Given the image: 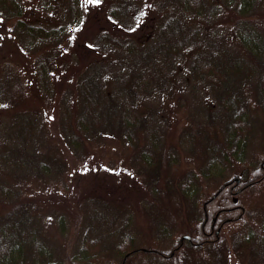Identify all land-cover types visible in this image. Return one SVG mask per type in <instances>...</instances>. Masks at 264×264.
Returning <instances> with one entry per match:
<instances>
[{"label":"rangeland","instance_id":"1","mask_svg":"<svg viewBox=\"0 0 264 264\" xmlns=\"http://www.w3.org/2000/svg\"><path fill=\"white\" fill-rule=\"evenodd\" d=\"M18 2L24 23L50 31L46 36L22 31L0 11V80L7 81L11 89L17 79L22 106L36 116L38 134L35 149L41 159L50 163L46 176L39 177L36 173L28 172L24 176L16 175L19 184L14 182L28 197L41 237L53 246L54 254L59 251L76 253L81 233L86 226L87 212L96 208L113 225L128 218L131 231L137 230L140 234L137 237L138 246L169 249L178 234L162 242L145 240L144 235L140 237L150 229L148 220H151L150 224L153 221L158 223L160 216L156 210L151 209L147 210L148 218L141 215L143 205L148 207L153 194L140 181L143 172L141 165L132 158L133 148L130 143L120 146V142L113 137H90L82 145L85 147L84 154L74 153L68 148L61 133L64 110L72 112L75 119L79 109L78 84L83 77L93 76L95 82L103 86L105 93H111L115 90L114 85L125 89L141 75L143 81L148 80L153 85L150 87L154 92L146 94L144 100H137L132 108L136 114V127L139 131L136 137L139 143L145 147L148 142V130L140 129L138 121L149 112L154 113L156 123H160L159 128L166 132L161 138L163 142L164 137L167 140L168 134L176 136L184 129L190 131L193 129L192 120H197L194 112L199 104H203L208 111L216 112L218 109L211 100L206 83L195 82L190 76L180 79V74L198 50L207 51L222 46L246 55L232 27L237 5L224 0H206L205 12L197 15L182 10L170 0H80L77 14L72 7V0ZM244 12L248 15L261 12L264 15V0H252ZM172 15L179 18L188 41L183 56L177 58L169 70H163L167 73L162 77L158 70L150 69L144 74L134 72L132 67L129 68L132 54L124 46L134 47L138 51L150 50L156 43L160 26ZM43 68L46 74L44 82L41 80ZM261 74L254 73L240 86L255 123L252 139L243 146L241 155L234 154V164H217L211 168L215 180L212 178L209 182L202 177L201 189L198 188L199 208L218 184L244 171L251 177L260 166L264 169V106L259 94ZM13 108L0 102L1 149L5 146L3 133L14 120L13 112L17 108ZM209 129L221 132L216 120ZM190 144L177 141L179 160L173 165L174 168L195 166V160L188 149ZM55 154L64 159L66 168L63 171L53 168L51 159L55 158ZM233 157L231 159L234 160ZM8 172V168L0 164V177L8 178ZM216 180L218 184H215ZM153 182L150 185L152 187ZM146 185L149 186V183ZM53 201L61 202L62 208L54 205ZM234 201H239L237 205L243 209L242 215L247 223L256 227L264 211V178L235 196ZM81 205L86 208L85 211L82 208L79 210ZM225 218L229 219L228 216ZM240 227L241 222L230 223L222 228V236L230 238L228 232H235ZM228 241L227 245L233 246ZM237 241L242 243L240 239ZM249 242V250L246 247H243L244 250L241 247L227 250L225 261L221 264H264V238L253 237ZM251 252L253 256L249 255ZM202 254L203 264H209L215 257L208 251ZM158 260L162 259L154 258L152 254H141L136 257L134 264H158ZM159 264L165 263L163 261Z\"/></svg>","mask_w":264,"mask_h":264},{"label":"trees","instance_id":"2","mask_svg":"<svg viewBox=\"0 0 264 264\" xmlns=\"http://www.w3.org/2000/svg\"><path fill=\"white\" fill-rule=\"evenodd\" d=\"M170 1L182 10L197 15H202L206 10V0ZM224 2L237 5L234 13L237 15L232 18V27L243 44L246 55L216 46L207 51L198 50L190 57L180 79L190 76L195 82L206 83L211 100L218 109L216 112L208 111L203 104H199L194 112L197 120H192L193 129H184L176 136L168 134L167 140L164 137L163 142L161 138L166 132L159 128L160 123H156L154 113L149 112L138 121L140 129L148 130V142L145 147L139 143V138L136 137L139 132L136 114L132 108L137 100H144L146 94L154 92L150 87L152 84L148 80L143 81L141 75L125 89L114 85L115 90L111 93H105L103 86L97 84L93 76L81 78L78 84L79 109L76 117L74 119L73 113L65 109L61 121L62 136L74 153L84 154L85 147L82 145L90 137H113L120 142V146L130 143L133 148L132 158L141 165L143 172L140 181L153 194L148 207L143 205L141 215L148 218L147 210L151 209L156 210L160 216L158 223L153 221L150 224L151 220H148L150 229L140 237L143 238L144 235L145 240L162 242L178 234L177 240L167 250L152 249L149 245L138 246L137 237L140 234L137 230L131 231L128 218L113 225L103 212L93 208L87 212L86 226L81 233L76 253L59 251L60 254H54L53 246L39 233L27 195L15 184H19L16 175L24 176L30 172L39 177L46 176L50 164L41 159L35 149L38 134L36 116L22 106L17 79L11 89L7 81L0 80V102L13 110V107L17 108L13 112L11 127L3 133L5 146L0 148V164L9 170L8 178L0 177V264H134L136 257L141 254H152L165 264H203V251L215 255L209 264H221L225 261L227 250H237L238 247L249 250L251 248L247 243L251 238H264V211L263 217L253 227L243 218V209L237 205L239 201H234L235 196L264 178L261 166L253 171L251 177L244 171L221 184L216 180V190L207 197L201 208L197 206L202 177L208 181H212V178L215 180L211 168L217 164L229 166L236 161L234 154L241 155L243 146L252 139L255 123L240 86L256 72L262 73L259 94L264 106V15L261 12L249 15L244 12L252 0ZM72 7L79 14L80 0H72ZM0 11L11 18L22 31L38 36L50 33L41 27L24 23L18 0H0ZM187 48L188 41L182 24L173 15L168 16L160 26L156 43L150 50L138 51L134 47L124 46L132 54L129 68L143 74L150 69L158 70L161 77L167 73L165 70L174 65L177 58L183 56ZM41 80L46 81L45 68L41 70ZM215 120L219 122L221 132L216 129L210 131V125ZM160 129L162 131L159 134ZM7 131L8 134H5ZM178 140L191 143L188 149L195 160L194 167L174 168L173 165L179 160L176 145ZM51 160L56 170L63 171L66 168L60 155L55 154V158ZM235 178H239L240 182L237 183ZM152 180L153 187L150 186ZM146 183H149L150 189ZM231 187L236 192L232 193ZM84 203L82 205L85 206ZM53 204L58 206L62 203L53 201ZM82 205L79 210L82 208L85 211L86 208ZM212 216L216 218L214 223ZM236 222H241L242 227L235 232H228L230 238L222 236V228ZM183 235L190 238L180 240ZM238 239L242 243H238ZM226 240L233 246H228ZM249 255L253 256L252 252ZM83 259L86 261H81ZM162 260L158 261L163 263Z\"/></svg>","mask_w":264,"mask_h":264},{"label":"flooded vegetation","instance_id":"3","mask_svg":"<svg viewBox=\"0 0 264 264\" xmlns=\"http://www.w3.org/2000/svg\"><path fill=\"white\" fill-rule=\"evenodd\" d=\"M237 179V183L240 182V179L239 178H235V180ZM231 182V181H229ZM230 191L233 193V192H236V190H233L232 187L230 189ZM216 218H213V223L215 222Z\"/></svg>","mask_w":264,"mask_h":264},{"label":"water","instance_id":"4","mask_svg":"<svg viewBox=\"0 0 264 264\" xmlns=\"http://www.w3.org/2000/svg\"><path fill=\"white\" fill-rule=\"evenodd\" d=\"M218 230H219V229H218ZM218 230L216 231V233H218ZM182 238H187V239H189L190 237H189L188 235H183V236L181 237L180 240H182Z\"/></svg>","mask_w":264,"mask_h":264},{"label":"snow or ice","instance_id":"5","mask_svg":"<svg viewBox=\"0 0 264 264\" xmlns=\"http://www.w3.org/2000/svg\"><path fill=\"white\" fill-rule=\"evenodd\" d=\"M90 2H98V0H90Z\"/></svg>","mask_w":264,"mask_h":264}]
</instances>
